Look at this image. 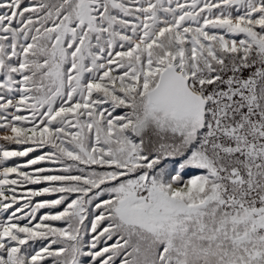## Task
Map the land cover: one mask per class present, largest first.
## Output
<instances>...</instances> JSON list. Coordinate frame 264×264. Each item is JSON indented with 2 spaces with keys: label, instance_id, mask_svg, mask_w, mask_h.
Returning <instances> with one entry per match:
<instances>
[{
  "label": "snow or ice",
  "instance_id": "6c2138e0",
  "mask_svg": "<svg viewBox=\"0 0 264 264\" xmlns=\"http://www.w3.org/2000/svg\"><path fill=\"white\" fill-rule=\"evenodd\" d=\"M0 264H264V0H0Z\"/></svg>",
  "mask_w": 264,
  "mask_h": 264
}]
</instances>
